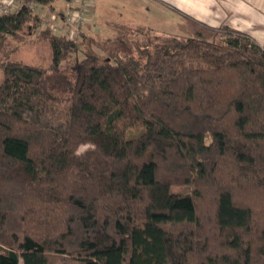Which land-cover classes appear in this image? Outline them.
I'll return each mask as SVG.
<instances>
[{"label": "trees", "instance_id": "obj_1", "mask_svg": "<svg viewBox=\"0 0 264 264\" xmlns=\"http://www.w3.org/2000/svg\"><path fill=\"white\" fill-rule=\"evenodd\" d=\"M40 22L0 13V45ZM112 25L2 61L0 264H264V48Z\"/></svg>", "mask_w": 264, "mask_h": 264}, {"label": "rangeland", "instance_id": "obj_2", "mask_svg": "<svg viewBox=\"0 0 264 264\" xmlns=\"http://www.w3.org/2000/svg\"><path fill=\"white\" fill-rule=\"evenodd\" d=\"M30 0H16L17 8L27 4ZM69 0H54V9L50 4L37 3L34 11L40 17V26L37 30L32 31L25 29L19 36H9L0 45V84L3 80L2 61L6 59V55L11 60H20L27 63L38 64L48 67L52 60V49L46 39L41 36V30L52 27L55 33L70 37L71 27L63 22L60 13L67 9ZM74 8H78L81 0H72ZM93 2V4H92ZM88 12L92 18L87 19L82 31L87 32L90 36H94L96 40L103 41L106 36L113 33L115 36L117 30L112 25L114 22L128 23L134 25L151 26L159 34H173L185 37L216 38L218 33L232 31L229 27L210 29L204 27L200 21L189 17L185 14L174 1L161 0H91L87 6ZM91 21V22H90ZM112 30V31H111ZM155 34V33H154ZM247 36V35H246ZM128 38V37H127ZM251 38V37H250ZM81 42L80 36L75 39ZM84 44H81L83 49ZM93 48L102 57L108 55L107 50L93 44ZM83 50L79 53V57H83ZM76 54L70 55L74 58ZM67 62H64L66 65ZM88 145L81 146V150ZM197 172V168L194 169ZM187 187L183 185L173 186L174 192H182Z\"/></svg>", "mask_w": 264, "mask_h": 264}, {"label": "crops", "instance_id": "obj_3", "mask_svg": "<svg viewBox=\"0 0 264 264\" xmlns=\"http://www.w3.org/2000/svg\"><path fill=\"white\" fill-rule=\"evenodd\" d=\"M169 1H174L186 15L200 21L204 27L214 30L229 27L251 37L264 48V0Z\"/></svg>", "mask_w": 264, "mask_h": 264}, {"label": "built area", "instance_id": "obj_4", "mask_svg": "<svg viewBox=\"0 0 264 264\" xmlns=\"http://www.w3.org/2000/svg\"><path fill=\"white\" fill-rule=\"evenodd\" d=\"M15 1L16 0H0V13L8 14L15 12L18 9ZM68 2L69 6L66 10L60 13V16L63 19V22L72 28L70 32V38L75 40L80 36L82 28L87 22L88 17L91 18V15L89 14L87 8L91 0H81L78 8L70 6L73 3L72 0H69ZM37 3L38 2H36L35 0H30L28 1L27 5L31 8H35V6H37Z\"/></svg>", "mask_w": 264, "mask_h": 264}]
</instances>
